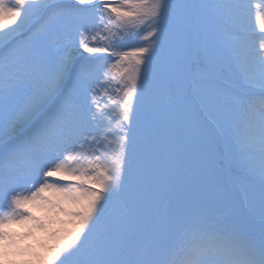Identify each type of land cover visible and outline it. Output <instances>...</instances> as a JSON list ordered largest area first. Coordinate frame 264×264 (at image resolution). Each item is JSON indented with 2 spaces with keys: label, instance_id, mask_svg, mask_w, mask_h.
Returning <instances> with one entry per match:
<instances>
[{
  "label": "snow or ice",
  "instance_id": "snow-or-ice-1",
  "mask_svg": "<svg viewBox=\"0 0 264 264\" xmlns=\"http://www.w3.org/2000/svg\"><path fill=\"white\" fill-rule=\"evenodd\" d=\"M0 264H264V0H0Z\"/></svg>",
  "mask_w": 264,
  "mask_h": 264
}]
</instances>
